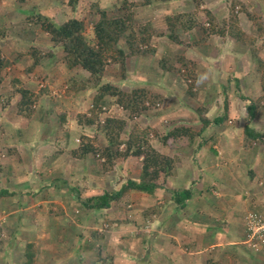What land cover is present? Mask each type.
Instances as JSON below:
<instances>
[{"label":"rangeland","instance_id":"1","mask_svg":"<svg viewBox=\"0 0 264 264\" xmlns=\"http://www.w3.org/2000/svg\"><path fill=\"white\" fill-rule=\"evenodd\" d=\"M68 1L25 0L22 4H17L14 0H0V31H4L5 35L4 39L0 40V55L4 60V69L0 80V190L5 189L21 196H26L27 192H33L32 196L36 199L45 195L48 199L43 200L44 203L50 201L52 197L60 198L61 193L64 195V188L70 191L74 186L79 191V193L77 192L78 197L83 201L89 194L100 195L102 190H106L105 184L108 185L107 189L117 190L128 180L138 182L141 169L140 159L130 157L125 161H120V164H115L113 172L102 175L99 162L90 158L88 163H85L95 165V171L92 174L94 183L91 191L83 189L84 182L79 184L78 180L82 179L75 176L73 172L80 170L83 160L71 157L70 153L76 149L80 136L93 137L95 129L94 127H79L75 122V116L78 113L86 112L94 92L91 89L92 86L86 82L87 73L80 69L68 71L63 65L60 50L50 44L48 37L39 30L38 26L25 22L26 16L30 13L47 16L56 24L74 17L82 21L83 34L90 39L91 25L96 20L95 8L110 13L111 11L115 12L123 2H140L141 0H76L73 12ZM232 1H238L247 11L262 18L264 22V0H169L153 7L137 6L132 8V11L138 23H149L157 32L160 31L164 34L165 17L180 13H194L197 22L206 26V17L203 12L208 11L220 25L223 19L228 18V9ZM197 2L200 4L198 9L195 7ZM235 11H237L238 26L239 22L243 26L246 25L244 14L238 9ZM257 13L259 14L257 15ZM247 27L252 31L255 29L248 23ZM191 37L196 42L194 47L176 46L164 37H154L152 40V46L155 48L154 54L127 59L124 72H121L116 64L106 66L103 79L111 82L112 85L122 91L146 86L147 89L160 95L163 101L140 112L138 118L129 120L126 114L115 106L113 99L107 97L100 104L102 112L99 114V118L102 120V118L110 116L124 119L127 127L122 138L134 126L150 130L148 144L161 150L162 145L159 143L160 141L158 142L159 135L165 134L171 128V122L179 117L186 119H189L187 118L189 116L198 117L192 110L196 109L195 104H198L197 110L212 120L221 117L222 112L226 113L222 102L229 104L231 108L229 114L232 116L234 103L240 98L237 96H240L239 92L242 93V90L245 94V89H249L248 92L252 95V91L258 89V97L260 96L259 74L255 70L254 62L246 60L248 51L244 52L246 55L232 59L234 51H237L231 39L217 35L202 38V32L198 28L192 30ZM179 39L186 41L182 34H179ZM259 47L260 45H254V49H259ZM30 48L45 55L48 52L50 56H43L33 70L27 71L31 64V58L26 52ZM181 55L192 56V62L195 65L203 58V62L199 65L200 69H196L200 82L195 88L194 97L182 93L186 85L177 74L165 73L158 64L161 58H165L169 65L176 66V58ZM237 72L241 73L244 78L240 79L242 76L238 77ZM7 77L17 79L23 88L33 93L40 89L45 90L36 101L34 113L30 118L26 119L15 113L14 105L18 96L7 84ZM201 77H206V79L201 80ZM245 78L249 80V85H245L246 87L243 88L240 83L243 84L247 81ZM67 81H73L75 85H72L76 87L84 83L85 88L68 95L65 92ZM225 90L226 93H224ZM244 94L242 95L245 96ZM255 111L260 113L264 120V107L256 106ZM239 114L240 118L244 117L245 119L247 112L239 109ZM255 124L257 129L260 128L259 125L264 126L261 123ZM258 131L264 133V128ZM96 135L102 144L101 137L98 133ZM169 143L166 148H169ZM7 150L9 152H6ZM47 184L48 191L44 190ZM77 185H80L82 190ZM66 194L67 198L75 197L74 194L71 197V192ZM138 196L140 197L139 193L130 192L129 199L131 201L128 203L130 210L141 206V203L136 204ZM51 201H54V198ZM10 206L7 197L0 199V264H21L23 257L20 249L25 243L27 244L26 241L32 245L34 264H98L97 256L93 252L80 250L81 238L84 240L89 237L87 226L91 221L96 223L97 231L103 233L101 239L91 242L94 249L99 245H104L105 248L99 254L101 257L106 259L111 257L109 259L111 261H113V257L114 264H143L142 255H139L140 262H136L134 259H128V256L120 253V250L125 246L127 250L135 251L138 245V236L140 234L149 235L154 230V226L150 222H146L142 226L139 224L138 228L134 227L136 220L132 214L128 216L129 227L125 232L121 229L114 230V223L105 230L107 219L104 217H109L107 221L113 219L109 210H99L90 219L83 217L82 213L81 223H78V216L75 213L72 214V207H68L70 213L65 215L64 221L55 222L53 226V228L59 229V232L57 234L52 232L53 236L46 243L45 232L38 233L40 237L36 238L35 235L31 237V233L27 237L24 234L21 237L22 234H18L16 229L11 230L9 222L5 219ZM50 208L52 211H56L57 207L51 205ZM34 209L37 210L36 207ZM35 231L40 230L31 232ZM149 243L148 240L146 246H143L144 250L147 249ZM59 246L67 248L69 253L65 252L63 256H59L57 254ZM74 249L82 253L80 257L78 254L75 256L72 254ZM255 251L264 255L261 250L256 249Z\"/></svg>","mask_w":264,"mask_h":264},{"label":"crops","instance_id":"2","mask_svg":"<svg viewBox=\"0 0 264 264\" xmlns=\"http://www.w3.org/2000/svg\"><path fill=\"white\" fill-rule=\"evenodd\" d=\"M261 20L263 22L262 18ZM244 22H246L244 26L239 22V28L246 35L256 38L253 35L256 29L249 30L247 21ZM262 28L263 35L256 39L254 45H260L258 57L264 63V24ZM234 46L237 52L233 50L232 59L246 55L244 52L247 50L236 47L235 43ZM184 56L187 60H193L192 56ZM246 56H248L246 60H251L249 53ZM197 62L196 69H200L199 65L203 62V58ZM237 74H239L238 77L242 76L240 79L244 78L241 73L237 72ZM257 78L256 76L258 83ZM245 79L247 80V78ZM236 80L238 79L236 78ZM242 85L243 88L248 86L249 80L243 84L240 83V86ZM248 90L245 89V94L243 90L242 93L238 90L240 96L237 97L240 98L234 103L232 116L229 114L231 109L229 104L223 102L222 107L226 113L222 112L221 117L216 118L221 119L217 123L213 119L209 120L204 114L203 123L207 125L204 124L200 133L194 136L191 141L187 137L179 139L169 137L162 145L159 141L163 137V133L158 137V142L162 145L161 150L150 145L155 152L170 159L173 166L166 178H163V174L159 175L161 180L156 182L157 188L150 195L135 192L140 195L136 198V204L141 203V206L133 209L132 217L136 220V228L139 224L142 226L146 222H150L154 226V230L149 235L140 234L138 236V245L135 251L127 250L125 246L121 247L120 253L127 255L128 259L138 262L139 255H142L143 264H264V255L259 251L247 248L244 243L245 215L248 212H255L264 218V138L254 136V134H262V131L258 130L264 128L259 125L260 128L257 129L255 123L264 124V120L261 114L256 111L252 118L248 114L245 119L244 117L240 118L239 109L246 110L251 105L250 101L258 97V89L252 91V95ZM226 92L225 90L224 93ZM252 96L254 97L249 100ZM197 105L195 104L196 109H192L195 113ZM259 105L262 106V103ZM259 105L257 104V107ZM187 118L189 119L179 117L171 122V128L168 131L179 127L191 128L195 132L201 129L198 117L189 116ZM245 128H251L249 129L251 134L245 135ZM167 143L170 144L169 148H166ZM90 158L92 157L83 160L80 170L76 169L77 171L73 172L75 176L82 179L78 180L79 184L84 182L83 189L88 192L91 191L94 183L92 174L95 171V165L85 163H88ZM107 174L106 172L102 175ZM46 186L48 187V184ZM46 186L44 190L48 191ZM77 186L80 188V185ZM107 186L105 184L107 192L118 190L107 189ZM74 188L77 187L74 186ZM180 191L189 193V197L183 201V207H177L171 201V194ZM12 193L14 195L7 196V202L11 206L8 208L7 217H5L10 224L9 227L12 228L11 230L16 229L18 234H22L21 237L24 235L27 237L31 233V237L35 235L36 238L40 237L38 233L45 232L46 243L53 233L59 232V229L53 228V226L55 222L64 221L65 215L70 213L68 207L73 208L72 214L75 213L78 216V223H81L82 213L83 217L90 219L98 212L83 206L80 207L81 203L86 204L87 198L97 196L94 193L86 196L83 201L80 197L78 200L75 197L67 198V194L63 192L64 195L61 193L60 198L52 197L54 201H51V198L45 203L43 200L48 199L45 195L36 199L32 196L33 192H27L26 196ZM166 193L167 196H165ZM130 201L129 199L128 202ZM51 205H56V211H52ZM35 207L37 210L34 209ZM40 207L42 208L40 209ZM105 210H109V214L113 218L114 230L121 229L125 232L129 225L115 222L119 208L112 207ZM139 211L141 215L138 213ZM104 218L108 220L109 217ZM93 223L95 222L88 223V236L91 234L89 232L97 230L96 223ZM34 230L40 231L31 232ZM119 230L115 232L118 234ZM41 235L44 234L41 233ZM148 240L150 243L144 250L143 246H146ZM26 242L30 244L29 241ZM23 247L20 249L23 257L21 264L26 261L25 248L23 249ZM58 248L59 256H63L65 252L69 253V250L63 246ZM47 249L49 248L47 247ZM86 252L88 251L86 250ZM72 254L74 256L78 254L80 257L82 253L74 249ZM122 254L121 256H123ZM135 255L137 256L134 257ZM112 260L111 262L114 264L113 257Z\"/></svg>","mask_w":264,"mask_h":264},{"label":"trees","instance_id":"3","mask_svg":"<svg viewBox=\"0 0 264 264\" xmlns=\"http://www.w3.org/2000/svg\"><path fill=\"white\" fill-rule=\"evenodd\" d=\"M25 0H14L17 4H22ZM169 0H141L140 2H123L120 7L116 8L115 12H106L95 8L96 20L91 25V38L88 39L83 34V23L74 17H71L59 24H56L47 16L30 13L26 16L25 22L31 25L38 26L39 30L44 33L53 47H57L62 53L63 65L68 71L80 69L87 73L86 82L92 86L94 95L90 101V106L84 113H78L75 116L76 124L81 127H94L95 132L93 137L80 136L75 150L71 151V157L79 160H85L87 157H92L99 162V169L102 173L110 172L115 167V164H120V161H125L128 158H136L141 161V169L138 176V182L126 181L117 191L107 192L101 191L100 195L87 198L86 204L81 203L80 207L89 208L99 211L114 207L119 208L118 217L115 222L117 224H128L129 214H133V210L128 207L130 192H140L150 195L157 188L156 182L161 180L159 175L166 178L170 174L172 162L165 156L155 152L148 144L149 131L134 126L127 135L122 138V135L127 127L124 119L116 117H104L102 120L99 114L102 112L101 102L104 98H112L114 104L129 120L138 118L140 112L147 110L163 101V98L146 86H138L130 91H122L120 88L104 80L103 74L106 66L116 64L120 71L124 72L126 61L132 57L152 55L155 53V48L152 46L154 37H164L168 42H172L176 46L194 47L195 40L191 37L192 30L198 28L202 32V38H207L210 35L219 37H227L231 39L236 47H242L249 51L250 58L255 64V70L259 74L260 96L255 101L250 102L251 105L246 108L249 117L252 118L257 104L262 103L264 106V63L257 56L258 49H254L256 38L263 35V22L260 17L247 11L238 1H232L228 9V18L223 19L219 25L214 17L204 11L206 17V26L199 24L194 13H180L165 17V32L156 31L149 23H138L134 18L132 8L137 6H157ZM76 0H69L68 4L73 12ZM200 4H195L198 9ZM235 9L243 13L247 23L255 27V37H250L243 32L239 26L236 17ZM178 30V32H176ZM179 34L185 37L186 41L179 39ZM5 37L4 31H0V40ZM31 58V64L27 71L33 70L43 56L49 57L48 52L40 53L34 49H29L26 52ZM158 64L165 73H174L179 76L185 83L186 88L182 93H187L188 96L194 97L196 86L200 82L198 73L196 72L195 64L187 60L184 56L176 58V66H171L165 58H161ZM4 69V60L0 55V80ZM7 84L17 94L18 98L15 102V113L23 118H30L34 113V105L38 98L45 92L40 89L33 93L26 88H23L20 82L12 77H7ZM73 81H67L66 94H71L74 91H80L85 88V84L81 83L78 87L73 86ZM76 87V88H75ZM75 88V89H74ZM184 98V97H183ZM185 99V98H184ZM201 129L195 132L191 128L179 127L167 131L160 139L163 145L169 137L183 138L187 137L189 141L194 136H197L203 128V113L196 110ZM216 123L221 119H213ZM207 125V124H206ZM96 133L102 139L98 141ZM245 135L251 134L249 129H244ZM255 137H263L262 134H254ZM50 185V184H49ZM51 186V185H50ZM48 188V187H46ZM40 189V188H39ZM64 192H71V197L75 196L78 200L79 191L72 188L70 191L64 188ZM78 192V193H77ZM12 192L5 189L0 190V199L7 196H12ZM167 196V193L165 194ZM189 197L186 191L173 192L171 201L177 207H183V201ZM167 198V197H166ZM140 215V211L138 212ZM143 215V214H142ZM113 221L105 222V230L110 228ZM135 224L134 227H136ZM91 233V234H90ZM89 237L81 238L80 248L93 252L97 256L98 264H112L111 259L101 257L99 254L105 248L104 245H99L96 249L93 248L91 242H96L101 239L103 233L95 230L90 232ZM88 239V242H86ZM91 239V241H89ZM24 264H33L32 245H24Z\"/></svg>","mask_w":264,"mask_h":264},{"label":"built area","instance_id":"4","mask_svg":"<svg viewBox=\"0 0 264 264\" xmlns=\"http://www.w3.org/2000/svg\"><path fill=\"white\" fill-rule=\"evenodd\" d=\"M244 227L246 247L264 252V219L254 212H248L244 218Z\"/></svg>","mask_w":264,"mask_h":264},{"label":"clouds","instance_id":"5","mask_svg":"<svg viewBox=\"0 0 264 264\" xmlns=\"http://www.w3.org/2000/svg\"><path fill=\"white\" fill-rule=\"evenodd\" d=\"M203 79H206V77H201V80H203ZM255 213V212H254ZM259 216V215H258ZM245 218V217H244ZM244 229H245V227H244ZM244 243H245V235H244ZM245 246H246V244H245ZM252 250H255V249H252Z\"/></svg>","mask_w":264,"mask_h":264}]
</instances>
